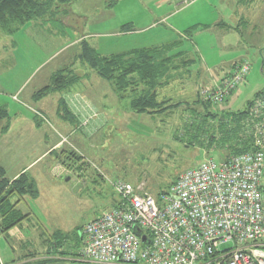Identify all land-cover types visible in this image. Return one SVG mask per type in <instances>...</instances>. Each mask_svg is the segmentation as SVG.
I'll list each match as a JSON object with an SVG mask.
<instances>
[{"label":"rangeland","instance_id":"obj_1","mask_svg":"<svg viewBox=\"0 0 264 264\" xmlns=\"http://www.w3.org/2000/svg\"><path fill=\"white\" fill-rule=\"evenodd\" d=\"M220 1L56 0L57 21L41 20L10 36L0 30V109L6 113L0 119V166L6 178L28 167L57 142L56 149L67 145L82 159V170L74 175L59 164L53 170L54 154H46L25 171L37 192L34 198L23 196L24 201L15 206L28 215L19 226L26 237L33 238L24 244V252H31L26 260L37 264L55 258L57 253L51 255L50 243H44L54 233L66 240H59L62 248L77 244L76 229L116 203L113 184L117 181L141 186L152 197L167 192L181 173L206 159V143L211 137L223 136L228 114L243 111L264 89V55L260 51L246 54L245 28L241 42L236 33L229 42L211 35L213 39L204 38L202 50L198 49L201 46L196 48L194 38L179 37L178 31L197 24L211 27L219 18L231 26L242 6L237 7L236 0ZM67 10L64 22L68 26L62 27L59 12ZM81 37L102 56L139 48L168 49L181 42L170 52L185 51L194 62L193 70L201 71V63H205L213 78L219 79L231 73L232 63L247 62L250 71L227 101L210 108L216 116L193 128L181 107L155 117L130 116L125 102L118 101L109 84L77 60L80 48L73 42ZM67 68L77 81L63 92L40 93L58 71ZM194 73L180 84L181 75L186 76L180 68L160 97L165 95L172 104L191 105L200 87L211 84H207L209 74L198 77ZM65 102L73 120L62 110ZM208 156L214 162L221 161L219 150ZM55 173L61 177L56 178ZM39 235L41 243L36 240ZM69 257L63 256L61 263L90 264Z\"/></svg>","mask_w":264,"mask_h":264},{"label":"built area","instance_id":"obj_2","mask_svg":"<svg viewBox=\"0 0 264 264\" xmlns=\"http://www.w3.org/2000/svg\"><path fill=\"white\" fill-rule=\"evenodd\" d=\"M249 69L243 62L229 77L214 78L201 90L202 99L220 105ZM263 109L258 100L252 114L264 116ZM257 145L259 150L227 161L206 158L155 197L141 186L115 182L114 207L84 225L82 261L264 264V141Z\"/></svg>","mask_w":264,"mask_h":264},{"label":"trees","instance_id":"obj_3","mask_svg":"<svg viewBox=\"0 0 264 264\" xmlns=\"http://www.w3.org/2000/svg\"><path fill=\"white\" fill-rule=\"evenodd\" d=\"M55 1L0 0V30L5 35L10 36L24 26L34 25L37 22H42L41 20L48 22L57 21L58 16ZM59 13L63 15V18L60 19L61 26L67 27L68 25L64 22V19L68 17V10L67 13ZM123 31L125 32V29ZM190 32V30L186 31L188 36H190ZM73 44L80 48V54L77 55V60L94 72L97 78L109 84L118 101L125 102L124 108L130 116L155 117L168 112L172 108L176 109L181 107L184 108V112L186 113L185 118L191 119L192 123L190 127L193 128L196 124H201L204 120L209 118L213 119L216 114L210 108L214 110L215 107L222 105L238 88L237 86L231 91L228 98L220 105H214L202 99L200 93L206 87L204 85L200 87L201 89L197 92V96L194 94V97L196 96L197 99H194L191 105L185 106L181 103L172 104L170 99H167L165 95L163 98L160 96L163 90L171 83L170 79L173 76H177L176 73L180 68L184 70L186 76L181 75L179 83L188 80V76L190 78L192 73H194L191 60L186 56V52L182 51L173 55L166 47H149L102 56L96 49L90 46L84 37L73 42ZM180 44L181 42H174L171 45H179L180 47ZM169 53L172 55L169 56ZM244 63L246 64V62ZM238 64H241V62L233 64L231 68L233 69ZM194 74L198 77L201 75L197 71ZM229 75L225 73L226 77H229ZM77 78V76L71 73L70 68L60 70L57 72V75H54L51 84L40 91V93L63 92L75 80L77 81ZM219 79H221V76H219ZM258 100L264 103V89L255 94L254 99L246 104V108L243 111L228 114L227 119L223 121V125H225L223 136L220 135L216 140L211 137L210 141L206 143V147H208L205 149L206 158H210L208 156L209 152L219 150L221 161H227L230 157L259 150L261 147L257 144H260L261 140L263 146L264 129H262V126L264 124V116L256 117L252 114L253 106ZM61 104H63L62 110L73 120L74 115L71 114L72 111L68 107L69 103L66 104L65 102ZM5 117V110L0 109V119ZM195 130H197V127ZM60 142L62 143V141ZM66 146L63 149L52 150L50 154H54L56 163L58 162L57 164L59 166L67 169L68 174L74 175L76 172L82 170V159L71 147L68 148L67 146L66 148ZM36 195L37 192L33 186V179L26 172H23L12 180L6 178V172L0 166V235L19 226L23 220L28 218L27 214L23 215L15 206L17 203L24 201L23 196L34 198ZM14 198L16 200L13 202ZM83 228L84 226L76 229L75 236L78 237V242L74 246L71 245L62 248L59 240L64 242L66 240L63 239L64 237L61 239L60 237L62 235L57 233H54L49 240L44 241L45 244L50 243L51 255L53 256L54 253H57L56 257L60 259L63 256H70L69 258L71 259H79L80 262H83L80 255L83 243ZM30 257L26 255L23 259ZM26 259L22 262H26L24 264H31ZM50 261L52 259L39 260L38 264H44ZM1 263L4 264L2 260Z\"/></svg>","mask_w":264,"mask_h":264},{"label":"crops","instance_id":"obj_4","mask_svg":"<svg viewBox=\"0 0 264 264\" xmlns=\"http://www.w3.org/2000/svg\"><path fill=\"white\" fill-rule=\"evenodd\" d=\"M235 2H236V6L237 7L242 6V9L237 11V16L234 15V19L232 20L231 26H229V24L226 25L221 20V18H219L218 20H215V23L211 25V27L206 26V25L197 24L181 32L178 31L179 37L183 38L184 40H188V41H191L194 38L196 48L201 46V48H198V49L202 50V43H204V38L205 40L208 37H210V39H213L211 35H216L215 36L216 38H220L222 41L229 42V39L230 38L232 39L231 34L236 33L239 36V39L241 42V38H243L242 32L246 29V33L245 32L243 33V35H246V54L252 53V52L257 53L258 51H260L261 52L260 54H262L263 52V55H264V0H236ZM165 19L166 17H164L162 21H164ZM188 30L191 31L190 36H188V34L186 33V31ZM198 38L201 40L198 41ZM175 47L177 48L179 47V45H176V46L170 45L168 49L175 50ZM239 47H240V43H239ZM226 50H229V48H226ZM254 56H256V54H254ZM246 57L249 58L247 55ZM191 63H192L191 66H193L194 62H191ZM233 64L234 63H232L231 65L233 66ZM201 65H202L201 71H198V69L193 70V71L195 72L197 71L200 74H204V73L209 74V76L206 75V77L208 78L207 83L209 84L212 83L214 78H211V76L213 77L214 73H212V71L209 70V68L207 67V64L201 63ZM58 146H59L58 142L55 143L51 148H48L37 160L41 159L46 154H48L47 156L51 155L50 152L52 150H56ZM37 160L32 162L30 165L35 163ZM56 164L57 163L54 160L53 170L55 169ZM28 167L19 169L16 174L11 176L10 179L13 180L14 178H17L20 174L25 172L28 169ZM54 175L56 176V178H58L59 176L61 177V175L58 176V173H55ZM37 237L38 238L36 240L40 239V243H41L42 242L41 235ZM31 240H33V238L29 239L28 237H26L23 231L21 230L20 226H16L15 228L9 230L7 233L0 235V247H1L0 256H1L2 262L4 264H24L23 262H19V261H21V259H23V257H25L26 255H29L31 253L29 251L24 252V244H26L27 242H30ZM13 244H15L17 248H15ZM50 259H52V261H50L52 263L48 262L44 264H62L64 262L63 259H60L58 257L50 258ZM31 263L35 264L34 262H31Z\"/></svg>","mask_w":264,"mask_h":264},{"label":"water","instance_id":"obj_5","mask_svg":"<svg viewBox=\"0 0 264 264\" xmlns=\"http://www.w3.org/2000/svg\"><path fill=\"white\" fill-rule=\"evenodd\" d=\"M67 181H68V179H67Z\"/></svg>","mask_w":264,"mask_h":264}]
</instances>
